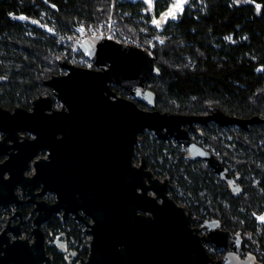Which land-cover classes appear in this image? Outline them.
<instances>
[{
	"label": "water",
	"instance_id": "95a60500",
	"mask_svg": "<svg viewBox=\"0 0 264 264\" xmlns=\"http://www.w3.org/2000/svg\"><path fill=\"white\" fill-rule=\"evenodd\" d=\"M77 44L94 67L77 66L60 57L58 63L65 72L44 80L62 104L60 110L46 114L48 124L62 125L67 131L59 139L46 138L49 157L35 161V174L24 179L31 183L24 195L53 191L56 200L35 201L32 211L37 214L28 236L20 235L25 220L18 210L17 222L0 226V264H52L42 223L52 212L61 210L64 217L72 214L90 235L88 253L80 258L81 264H261L252 252L245 258L240 256L241 235L221 227L220 219H204L200 226L193 225L191 211L171 196L169 178L156 176L143 156L135 164L134 156L144 130L160 140L172 138L187 159L206 162L232 194L240 195V174H232L211 149L190 136V130L202 135L194 123L206 125L208 121L248 129L264 118H239L219 108L209 114L161 111L155 107L154 91L147 87L151 76L160 73L148 49L96 35ZM112 85L133 98L117 94ZM51 99L39 96L33 100L34 112L48 108ZM137 100L148 108L140 107ZM76 135H80L77 143ZM31 157L18 167L20 171ZM10 161L0 164L3 208L16 198L13 185L3 186L8 181L17 182L13 177L3 178ZM59 242L57 249L64 252L65 242ZM203 243L224 249V254L215 258Z\"/></svg>",
	"mask_w": 264,
	"mask_h": 264
},
{
	"label": "trees",
	"instance_id": "16d2710c",
	"mask_svg": "<svg viewBox=\"0 0 264 264\" xmlns=\"http://www.w3.org/2000/svg\"><path fill=\"white\" fill-rule=\"evenodd\" d=\"M112 4L120 32L142 43L155 58L160 73L151 76L147 87L156 95L157 109L209 114L219 108L239 118H264V0H188L175 18L166 21L161 17L168 4L162 0H154L151 8L140 0H0V73L7 78L6 101H24L45 91L44 80L62 73L58 59H67L61 50L68 46L58 45L55 36L11 15L38 18L72 36L74 24L90 31L97 28L111 13ZM153 20L161 23L157 26ZM112 88L119 95L125 92L118 85ZM137 104L148 108L141 101ZM201 127V141L195 140L214 149L232 174H240V195L232 194L206 162L187 159L172 138L160 140L143 131L136 157H145L156 176L177 182L207 210L209 206L220 210L223 228L234 233L253 228L254 215H264V122L248 129L212 121ZM258 177L261 190L251 185ZM169 192L179 201L173 186ZM198 208L194 203L187 207L195 215ZM199 223L200 218L195 224ZM71 233L81 238L82 230L73 227ZM260 240L264 250V227ZM214 250L212 256L223 255L222 249ZM47 252L53 253L54 264L63 261L56 250ZM79 253L86 257L88 247Z\"/></svg>",
	"mask_w": 264,
	"mask_h": 264
},
{
	"label": "flooded vegetation",
	"instance_id": "af4514ba",
	"mask_svg": "<svg viewBox=\"0 0 264 264\" xmlns=\"http://www.w3.org/2000/svg\"><path fill=\"white\" fill-rule=\"evenodd\" d=\"M6 83L7 78L4 74L0 73V164L11 160L10 165L7 166L8 169H6L3 173V178L13 177L17 179V182L12 183L8 181L3 184V186L7 185V187L13 185V191L16 194V198L11 199L10 203L5 208L0 206V226L4 227L8 222H10V224L17 222L20 215L15 214V211L18 210L22 214L21 217L25 220L21 225V233L25 232L26 236H28V233L32 228V219L37 214L36 211H32L35 207V201L43 200L48 203H53L56 200V194L53 191H46L41 195H24L23 190L27 191L31 186V183L24 179L35 174V161L47 159L49 157L51 150L45 144L46 138L55 137L59 139L64 137V133L67 129L62 125L58 128L55 124H48L46 114H51L53 111H57L62 108L61 102L55 98L53 91L49 86L44 84L45 91L24 101H6L8 97L5 91ZM39 96H51V103L48 108L44 107L41 111L34 112L33 100ZM136 102H138V100ZM41 106L43 107V105ZM194 126L197 129H201V133L203 132L201 124L194 123ZM197 135L199 137H197ZM202 135H200L196 130H190V136L194 140L201 139ZM79 136L80 135L74 136L76 143L79 141ZM58 143L60 142L58 141ZM30 155L32 157L26 162L25 169L20 171L18 167L24 164V160H26V158ZM137 159L139 160V156ZM0 183H2L1 180ZM39 189L40 184L35 188L34 193L39 191ZM45 210L46 209L43 207L42 211ZM201 222L202 221L200 220L199 224H201ZM73 227L81 229L82 234L84 233L81 222L74 219L73 215L70 213L64 217L62 210L57 213L52 212L42 223V229L45 232L46 251L47 249H54L63 259V261L58 264H69L70 261L77 256V254H80L78 243L80 238L75 237L71 233ZM59 241L65 242L66 249L64 252H60L57 249V246L60 244ZM243 245L246 247V240L242 237L239 254L241 257L245 258L247 254L244 255V252L249 253L251 251L248 249L243 250ZM71 250L76 251V254H68ZM222 250L224 254V249ZM240 251H242V253H240ZM252 253H254L257 258L258 254L255 252ZM50 256L52 258V264H54L53 253H51ZM260 262L261 264H264L262 261Z\"/></svg>",
	"mask_w": 264,
	"mask_h": 264
},
{
	"label": "built area",
	"instance_id": "2783aa9c",
	"mask_svg": "<svg viewBox=\"0 0 264 264\" xmlns=\"http://www.w3.org/2000/svg\"><path fill=\"white\" fill-rule=\"evenodd\" d=\"M113 4L111 5V13L108 15V17L101 22L97 28H95L94 30H89L87 27H85V25L83 24H74L72 26V32L73 35L69 36V35H62L61 33H59L55 27H53L52 24H45L42 23L38 18L35 17H30L27 16L25 14H17V15H11L12 18L20 21V22H24V23H29L30 25H35L37 27H39L40 29L48 32L49 34L55 36L58 40V45L61 44H68V46L63 47V49L61 50V54L66 55L67 56V61L69 63H72L74 65L77 66H81V67H85V68H93L94 64L93 62L84 54L81 53L77 42L78 41H89L91 36H99L100 38H113L119 42H123L126 44H132L141 48H145L143 46L142 43H140L137 40L132 39L131 37H129L128 35L122 34L120 32L118 23H117V19L114 16L113 13ZM21 17H24V19H21ZM154 44L153 42L149 43V47H153ZM251 185L255 186L256 188L261 190V187L259 186V177L258 178H252L251 180ZM171 186L174 187V191L175 193L179 196V198H181L182 200L188 201L183 202V203H179L181 205H183L185 208H187L189 206V203H194L195 205H198V212L197 214L199 215H195L192 214L193 217V225L195 226H200V224H195V222L198 220V218H200V220H204V219H212V218H218L221 220V212L218 209H215L211 206L208 207V210L204 207L201 206L198 200L193 201V196L192 193L190 191H188L186 188H183L182 186H179V190H183V193H180L176 191V186L174 184L171 183ZM170 186V187H171ZM208 203V202H207ZM205 203V204H207ZM264 214V213H263ZM261 216L259 215H254V219L255 222L253 224V228L251 227H246L241 233V237H243L246 240V246H250L251 247V252H255L258 254L257 259L259 261H263V254H264V250L261 247V240H260V236L262 234V230L264 227V220L260 219ZM264 217V215H263ZM242 223L245 222L244 219L241 220ZM89 243V241H88ZM204 248L208 251L209 254H211L212 252H214V248L211 244L209 243H203ZM240 253H242V251H240ZM247 253L244 252V255H246ZM77 263V262H75Z\"/></svg>",
	"mask_w": 264,
	"mask_h": 264
},
{
	"label": "rangeland",
	"instance_id": "374dc122",
	"mask_svg": "<svg viewBox=\"0 0 264 264\" xmlns=\"http://www.w3.org/2000/svg\"><path fill=\"white\" fill-rule=\"evenodd\" d=\"M135 1V0H134ZM140 1H142V2H144V4H145V6L147 7H149V4L146 2V0H140ZM154 0H151V5H152V2H153ZM162 1H164V2H166V4H168V9L176 2V0H162ZM188 0H186V2H187ZM169 18V17H168ZM167 18V19H168ZM161 19H162V17H161ZM167 19H163V20H167ZM65 70L62 68V72H64ZM122 96H124V97H127V98H133L128 92H124L123 94H121ZM144 131H147V132H150V133H152L153 134V132L152 131H149V130H144ZM169 139H171V138H169ZM199 141H201V139H198ZM203 146H205V147H208V144H206V143H203ZM216 155H217V153L214 151V149H211ZM166 151V150H165ZM138 162H139V160L137 159V157H136V160H135V163H137L138 164ZM159 177H163V175H159ZM172 184H174L175 186H176V191L177 192H179L180 191V193H183V190H179L178 188H179V184L177 183V182H173ZM205 199H207V198H205ZM178 203H183V202H188V201H185V200H182L181 198H179V201H177ZM208 201H206V203H207ZM83 229H84V226L82 227ZM22 237L23 236H26V234H25V232H23V233H21L20 234ZM81 240L79 241L78 240V243H79V251H82V249L83 248H85L86 246L88 247V241L90 240V235L89 234H87L86 232H84L82 235H81V238H80ZM83 256H80V254H77V256L74 258V259H72L71 261H70V263L69 264H81V262H80V258H82ZM75 262H77V263H75Z\"/></svg>",
	"mask_w": 264,
	"mask_h": 264
},
{
	"label": "snow or ice",
	"instance_id": "6c2138e0",
	"mask_svg": "<svg viewBox=\"0 0 264 264\" xmlns=\"http://www.w3.org/2000/svg\"><path fill=\"white\" fill-rule=\"evenodd\" d=\"M146 2L149 4V7L151 8V0H146ZM186 3V0H176V2L168 9V11L164 14H162V19H167L168 17L175 18L177 13L183 10V5ZM260 6L257 5V9L259 10ZM21 19H24V17H21ZM153 23L159 24L161 21L153 20ZM261 220H264V217H260Z\"/></svg>",
	"mask_w": 264,
	"mask_h": 264
},
{
	"label": "bare ground",
	"instance_id": "6f19581e",
	"mask_svg": "<svg viewBox=\"0 0 264 264\" xmlns=\"http://www.w3.org/2000/svg\"><path fill=\"white\" fill-rule=\"evenodd\" d=\"M136 156H137V154L134 156L135 159H136Z\"/></svg>",
	"mask_w": 264,
	"mask_h": 264
}]
</instances>
